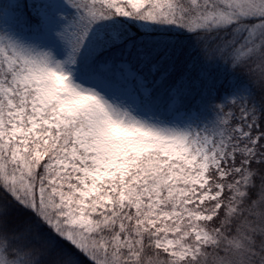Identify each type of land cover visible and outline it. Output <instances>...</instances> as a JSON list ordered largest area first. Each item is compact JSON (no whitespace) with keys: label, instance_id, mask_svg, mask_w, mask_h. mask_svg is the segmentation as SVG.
Instances as JSON below:
<instances>
[{"label":"snow or ice","instance_id":"6c2138e0","mask_svg":"<svg viewBox=\"0 0 264 264\" xmlns=\"http://www.w3.org/2000/svg\"><path fill=\"white\" fill-rule=\"evenodd\" d=\"M0 264H264V0H0Z\"/></svg>","mask_w":264,"mask_h":264}]
</instances>
